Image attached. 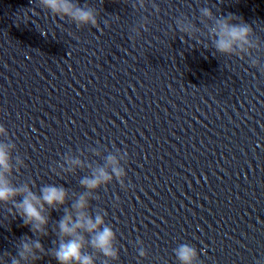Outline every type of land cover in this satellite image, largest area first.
I'll return each instance as SVG.
<instances>
[{
    "label": "clouds",
    "instance_id": "clouds-1",
    "mask_svg": "<svg viewBox=\"0 0 264 264\" xmlns=\"http://www.w3.org/2000/svg\"><path fill=\"white\" fill-rule=\"evenodd\" d=\"M41 8L47 9L53 16L61 19L68 18L77 27L91 25L98 28L97 13L87 5H79L75 0H38ZM145 8V0H137L133 7ZM156 13L160 8L152 4ZM35 13L34 8L24 12ZM200 24L207 29L197 26L186 16L178 17L175 21L176 28L184 37L195 41L204 48H211L216 54L226 57H236L246 60L251 68H255L264 74V40H261L254 27L241 16L233 13L227 15H215L208 6L201 7ZM148 22L142 18L138 26L132 29L134 35L131 40L141 36V30L147 32ZM204 37L210 41L205 44ZM8 132L0 125V204L11 205V214L19 217L23 225L28 227L32 236L24 235L18 240L16 255L5 252L4 256L10 258L11 264H36L44 256L52 257L57 264H95V253L101 254L105 259L103 264L109 261L119 260L117 248V236L113 228L106 223V212L90 211V201L95 200V193L115 179L121 187H125L126 171L121 161L127 160V153H121L119 149L115 153L104 156V163L93 168L90 175L80 180V186L84 191L80 192L72 201L70 207H64L69 200V191L62 185L46 184L40 187L39 192L33 191L34 184L30 182H14V173H19L26 167L24 160L19 156H13L16 144L7 140ZM99 151V149H96ZM65 162L71 167L64 168V172L75 171L77 167H83L80 158L65 157ZM63 208V216L56 223L53 230L55 240L53 247L46 249L41 242L43 237L49 236V210ZM138 254L146 257L147 251L143 247V241H136ZM91 248V253L85 249ZM179 264H200L197 249L187 243H182L173 249ZM0 264H5L3 256H0Z\"/></svg>",
    "mask_w": 264,
    "mask_h": 264
}]
</instances>
